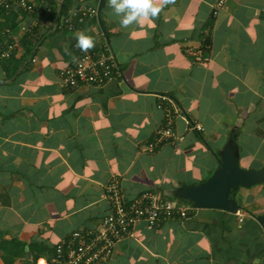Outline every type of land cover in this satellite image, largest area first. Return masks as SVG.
<instances>
[{"label": "crops", "instance_id": "0c3cea01", "mask_svg": "<svg viewBox=\"0 0 264 264\" xmlns=\"http://www.w3.org/2000/svg\"><path fill=\"white\" fill-rule=\"evenodd\" d=\"M218 1L153 0L156 17L123 28L104 0L84 29L118 63L104 86H62L75 36L47 19L13 79L0 67V264L7 242L25 245L14 264H37L73 233L98 232L115 179L127 203L151 193L184 207L176 190L211 177L231 140L243 169L264 167V0H229L215 17ZM168 110L180 140L150 152ZM235 197L238 213L139 223L105 264H264V183Z\"/></svg>", "mask_w": 264, "mask_h": 264}, {"label": "built area", "instance_id": "2783aa9c", "mask_svg": "<svg viewBox=\"0 0 264 264\" xmlns=\"http://www.w3.org/2000/svg\"><path fill=\"white\" fill-rule=\"evenodd\" d=\"M227 1L229 0L218 1L214 11L215 17ZM62 3L63 0H58L59 5ZM47 4L46 0H0V20L3 13L11 11L28 16V19L19 24L15 35L11 34L10 29L5 31V40L0 44V60L15 56L20 47V39L33 34L39 25L45 22V13L51 11ZM33 15L37 17H32ZM88 20H99L98 4L92 5L86 0H81L79 5L73 6L69 11L64 25L66 30L75 36L77 32H84L82 26ZM76 43L74 38L73 59L59 74L64 88L100 87L121 76L118 63L106 43L88 50H81L76 47ZM197 60L203 61L201 53ZM167 102L172 103L170 100ZM173 119L168 110L165 124L156 132L154 141L148 144V151L153 152L168 141L180 140L174 132ZM192 129L202 131L200 125H195ZM107 199L111 213L102 221L99 231L73 233L55 247L52 260L44 264H105L112 257L117 243L133 237L134 228L139 223L145 222L147 226L157 228L166 221L188 220L199 211L193 205L173 207L162 202L158 195L151 193L127 203L116 179L107 188ZM37 264H40L39 261Z\"/></svg>", "mask_w": 264, "mask_h": 264}, {"label": "water", "instance_id": "95a60500", "mask_svg": "<svg viewBox=\"0 0 264 264\" xmlns=\"http://www.w3.org/2000/svg\"><path fill=\"white\" fill-rule=\"evenodd\" d=\"M104 0L98 4L99 15L103 11ZM102 30L104 27L99 21ZM218 169L206 181L199 185L183 186L176 190L175 197L188 201L199 210H220L238 213L241 210L232 191L239 188H251L264 183V167L260 170L243 169L237 143L231 140L225 149L217 155ZM264 231V215L254 217Z\"/></svg>", "mask_w": 264, "mask_h": 264}, {"label": "trees", "instance_id": "16d2710c", "mask_svg": "<svg viewBox=\"0 0 264 264\" xmlns=\"http://www.w3.org/2000/svg\"><path fill=\"white\" fill-rule=\"evenodd\" d=\"M90 4L97 5L100 0H86ZM48 3L47 5L50 8V13H45V21L46 19L56 25L55 30L56 32H63V30H66L65 28V19L68 17L69 11L75 6L74 0H63V3L61 5L58 4V0H46ZM79 5V3L77 4ZM1 19L4 21V24L0 25V44L5 40L6 37L5 31L7 29L11 30V34L15 35L17 33V27L18 25L28 19V16L25 14H17L13 11L11 12H5L3 15H1ZM100 16V15H99ZM32 17H37V15H33ZM98 20H88L85 21L83 24V28L87 29L93 24L97 23ZM67 31V30H66ZM68 32V31H67ZM38 40L35 39L34 33L28 34L23 36L20 39V47L23 48L26 56H31L35 53V48L38 44ZM15 62V56H12L10 59L7 60H0V67L2 70H4L7 73V79H13V77L18 73L20 70V67L22 65L14 64ZM10 65H13V68L11 70H8V67ZM240 189V188H239ZM238 189V190H239ZM232 191L231 195H235L237 191ZM183 202L193 205L192 203L188 201ZM3 248L6 250L4 251V254L2 256V260L4 264H14L17 259L22 258L25 251V245L22 243H19L17 241H11L4 243ZM55 254V252H54ZM39 256L36 257V260Z\"/></svg>", "mask_w": 264, "mask_h": 264}, {"label": "clouds", "instance_id": "9594fccd", "mask_svg": "<svg viewBox=\"0 0 264 264\" xmlns=\"http://www.w3.org/2000/svg\"><path fill=\"white\" fill-rule=\"evenodd\" d=\"M108 6L120 18L119 23L123 28L156 17L161 10L153 3V0H108ZM75 39L77 41L76 47L81 50H88L95 46L94 38L84 32H77Z\"/></svg>", "mask_w": 264, "mask_h": 264}, {"label": "rangeland", "instance_id": "374dc122", "mask_svg": "<svg viewBox=\"0 0 264 264\" xmlns=\"http://www.w3.org/2000/svg\"><path fill=\"white\" fill-rule=\"evenodd\" d=\"M40 264H44V262H40Z\"/></svg>", "mask_w": 264, "mask_h": 264}]
</instances>
